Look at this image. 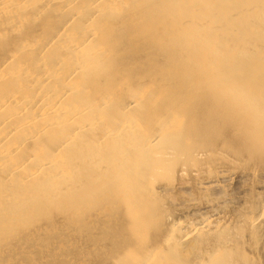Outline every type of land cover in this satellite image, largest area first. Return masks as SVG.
Instances as JSON below:
<instances>
[{"label":"bare ground","instance_id":"obj_1","mask_svg":"<svg viewBox=\"0 0 264 264\" xmlns=\"http://www.w3.org/2000/svg\"><path fill=\"white\" fill-rule=\"evenodd\" d=\"M255 160L264 0H0V236L13 242L19 217L123 181L135 195L101 249L115 264H264V199L243 216L234 202L248 181L264 196V170L234 171ZM29 228L23 245L35 236V256L50 253L49 230Z\"/></svg>","mask_w":264,"mask_h":264},{"label":"rangeland","instance_id":"obj_2","mask_svg":"<svg viewBox=\"0 0 264 264\" xmlns=\"http://www.w3.org/2000/svg\"><path fill=\"white\" fill-rule=\"evenodd\" d=\"M251 163V164H250ZM181 166V165H180ZM179 166V168L177 169V171H181L182 170V166L180 167ZM253 166V167H252ZM255 166V167H254ZM242 167V168H241ZM238 168V169H237ZM237 168H235L234 169V171H253V170H257V171H262V170H264V163H261V162H259V161H257V160H255L254 162L252 161V162H246L245 164L243 163V165L242 166H238ZM241 168V169H240ZM244 168H245V170H244ZM251 170H250V169ZM257 168V169H256ZM240 169V170H239ZM248 169V170H247ZM179 177V176H178ZM122 182V184H119V182H117L118 184H116V186L115 185H112L111 187L109 186V187H107L106 188V190H104V191H102L101 192V194H99L100 195V197H99V195L97 196L96 194H92V192L90 193V192H88L87 194H81L80 195V197L78 196H76L77 197V201H76V197H73L72 198V200H70L69 202H67V203H64V204H61V205H58V204H55V203H51V204H53V205H50V204H48V205H46L45 206V208H38V210L37 209H34V213H33V216H31V217H28V218H24V217H22L21 215V217H19L18 218V224H17V226H16V229L18 230V235H17V238L15 239L16 240V242H15V240H13V242H11V240L10 239H8V238H6V236L8 235V234H11L10 232H11V230L8 232H6V234H2V236H0V238H1V240H0V249L2 248V249H4L5 250V252L4 253H10L9 252V250H6L5 248H6V245H10L11 243L15 246V248L19 251V252H21V250L23 249V248H26L27 249V251H25V253H26V256H24V257H21V258H18V260H17V257L14 255V254H12V253H10V255H8L10 258H8V257H3L2 258V260L4 259H9V260H12V264H20V263H17L19 260H20V262L22 263V262H25V261H27V262H25V263H22V264H31V263H29L30 261H28L29 259H31L32 257H35V258H37V260H39V259H41L40 261H43V262H45L46 264H101L103 261L104 262H107V261H109L108 262V264H113L114 262H115V260H117V259H111L112 258V256H109V255H106L103 251H101V249H103V250H105L106 249V247L107 246H109L110 248L111 247H113L114 245L113 244H111V242L112 241H109L108 240V237L106 238L105 237V235H106V232H108L107 230L109 229L111 232L115 229V226L114 225H117L116 223L117 222H119V221H121L122 219H123V217L125 216V213H126V209L129 207V203H130V200H129V198H130V195L131 196H134L135 195V190H132V192H131V194H130V191L129 192H127L128 191V186L126 185V183L125 182H123V181H121ZM179 183H180V180H178V178H177V176L173 179V182H172V184H170V186H171V188H173V193H172V195L174 196V198H175V203L176 204H181V202L182 203H184L185 201H186V198H185V196L180 192V190H178L179 189ZM246 185V186H245ZM244 185V189H241V188H238V189H236L237 190V192L239 191V192H241V191H245L244 193H241L240 194V196H237L236 195V200H234V202H235V204L236 205H240L241 204V209H240V207L238 208V209H236L237 210V213H238V215L240 216V215H244V212H246L247 210H249L250 209V207L251 206H255V204L257 205V203H258V201H259V199L261 198V199H264V196H258V194L256 193L257 191L256 190H254L255 188H253L254 186V184L252 185V182L251 181H248L246 184ZM118 186H119V188H118ZM127 186V187H126ZM248 186V187H247ZM250 186V187H249ZM232 187H233V185H232ZM253 189H252V188ZM111 189H113V190H111ZM250 189V190H249ZM124 191L123 193H125V195H126V197H125V195H124V200H122L119 204L118 203H116L115 201H113L112 200V198H109V197H111V195H113L114 193H116V192H121V191ZM235 191V190H234ZM256 191V192H255ZM119 192V193H120ZM198 192V193H197ZM200 191H196V190H193V196L192 197H194L195 199H197L196 201L198 202V204H200V205H205V203L207 202V200H204L203 199V196L204 195H206V194H203V191L201 192V193H199ZM253 192V193H252ZM181 193V194H180ZM246 193V194H245ZM106 194H108V195H106ZM200 196H199V195ZM244 194V195H243ZM252 194V195H251ZM254 194V195H253ZM86 195V196H85ZM88 195V196H87ZM102 195V196H101ZM182 195V196H181ZM243 195V196H242ZM93 196V197H92ZM95 196H97V197H95ZM91 197H92V199H91ZM202 197V198H201ZM252 197H254V199L252 198ZM81 199V200H78V199ZM87 198H89L88 200H87ZM96 198V199H95ZM108 198H109V200H108ZM87 201H86V200ZM98 199V200H97ZM104 199V200H103ZM251 199V200H250ZM100 200V201H99ZM128 200V201H127ZM202 200V201H201ZM254 200V201H253ZM75 203H74V202ZM85 203H84V202ZM237 201V202H236ZM251 201H252V204H251ZM92 202V203H91ZM100 202V203H99ZM124 202V203H123ZM203 202V203H202ZM205 202V203H204ZM249 202H250V204H249ZM70 203V204H69ZM72 203V204H71ZM87 203H89V204H87ZM91 203V204H90ZM97 203V204H96ZM104 203V204H103ZM202 203V204H201ZM74 204V205H73ZM84 204H85V206H84ZM124 204H125V206H124ZM63 205V206H62ZM71 205V206H70ZM93 205H95V207L93 206ZM117 205V206H116ZM72 206H73V208H72ZM81 206V207H80ZM124 206V207H123ZM128 206V207H127ZM52 207H53V209H52ZM78 207H79V209H78ZM106 207H108L109 209H111V214H109V213H106V220H105V218L102 220H98L97 219V213L99 212V211H103L104 212V210H105V208ZM120 207V208H119ZM245 207V208H244ZM48 208V209H47ZM75 208V209H74ZM115 208H116V210H115ZM185 208V207H184ZM183 208V209H184ZM47 209V210H46ZM50 209V210H49ZM55 209V210H54ZM77 209V210H76ZM83 209H85V210H83ZM89 209H91V212H90V210ZM93 209V210H92ZM96 209V210H95ZM107 209V208H106ZM122 209V210H121ZM176 209H178V207H176ZM95 210V211H94ZM117 210H121L120 212L119 211H117ZM188 210V209H187ZM240 212H239V211ZM241 210H244V212L243 211H241ZM40 213H39V212ZM54 211V212H53ZM58 212L57 214H56V212ZM65 211V212H64ZM81 211V212H80ZM125 211V213H122V212H124ZM47 212V213H46ZM74 212V213H73ZM90 212V213H89ZM95 212V213H94ZM119 214H118V213ZM70 213V214H69ZM80 213V214H79ZM113 213V214H112ZM174 213L176 214V213H178V211L177 210H174ZM232 213H233V211H232ZM50 214H52V215H50ZM60 214V215H59ZM62 214V215H61ZM121 214V215H120ZM56 217H55V216ZM75 215H76V217L78 216V220H76V217H75ZM115 216L116 217V219L115 220H111L110 218L111 217H113V216ZM46 216V217H45ZM50 218H48V217ZM55 217V219H53L54 217ZM62 216V217H61ZM84 216V217H83ZM85 216H87V217H85ZM109 216H111V217H109ZM121 216H122V218H121ZM73 219H72V218ZM79 217H81V218H79ZM91 217V218H90ZM57 218V219H56ZM66 219V221H67V218H70V219H68L69 221H64L65 219ZM88 218V219H87ZM94 220H93V219ZM41 219V220H40ZM47 219H49V220H47ZM51 219H52V223L50 222L51 221ZM87 219V220H86ZM89 219H92V220H89ZM108 219V220H107ZM38 220V221H37ZM61 220H63V221H61ZM98 220V221H97ZM111 220V221H110ZM124 220V219H123ZM20 221V222H19ZM29 221V222H28ZM36 221V222H35ZM44 221H45V223H44ZM24 222V224H22ZM27 222V223H26ZM49 222V223H48ZM69 222H70V224L72 225V223L74 222V226L72 227V226H70V224H69ZM93 222V223H92ZM58 223V224H57ZM63 223V224H62ZM66 223V224H65ZM20 224H22V226L20 225ZM27 224V225H26ZM31 224V225H30ZM45 224V225H44ZM52 224V225H51ZM60 224V225H59ZM64 225V226H62V225ZM84 224H85V227H84ZM101 224H104L103 226L104 227H102V225ZM109 226H108V225ZM19 225V226H18ZM44 225V226H43ZM54 225V226H53ZM59 226V230L57 229L58 228V226ZM75 225H76V227H75ZM90 225H92V226H90ZM114 227H113V226ZM30 228H29V227ZM83 226V227H82ZM37 227H41L42 228V230H49V231H47V232H45V234H43V236H46L47 238V240L49 239V243H50V253H49V251L48 252H46L47 254H45V255H43V256H35L36 254H37V252L34 250V249H36L35 248V246L37 247V244H38V240H37V237H33V236H30V241L31 242H29L31 245H23L24 243H25V241H24V238L26 237L25 235H26V233L28 232V228L29 229H31V228H37ZM43 227H46L45 229L43 228ZM55 227V228H54ZM61 227H63V228H61ZM67 228V230L66 229H64V228ZM80 227V228H79ZM109 227V228H108ZM27 228V229H26ZM50 228H51V230H53V228H54V231L53 232H51L50 231ZM81 228L83 229V230H81ZM85 228H88V229H85ZM97 228H98V230H97ZM113 228V229H112ZM25 229V230H24ZM38 229V228H37ZM61 229V230H60ZM64 229V230H63ZM69 229V230H68ZM104 229H107V230H105V231H103ZM27 230V231H26ZM71 230V231H70ZM81 230V231H80ZM87 230V231H86ZM91 230H92V232H94V233H91ZM12 231H13V229H12ZM22 231V232H21ZM24 231V232H23ZM59 231H60V233L62 232V234H60L59 233ZM65 231H66V233H65ZM83 231V232H82ZM89 231H90V233H89ZM96 231H98V232H96ZM101 231V232H100ZM15 231H13V233H14ZM26 232V233H25ZM102 232H104V233H102ZM8 233V234H7ZM49 233V234H48ZM57 233H59V234H57ZM70 233H72V234H70ZM75 233V234H74ZM83 233V234H82ZM87 233H89V235L87 234ZM15 234H17V233H15ZM25 234V235H24ZM49 235V236H47V235ZM55 234V235H54ZM78 234H80V235H78ZM87 234V235H86ZM91 234V235H90ZM95 234V235H94ZM4 235V236H3ZM21 235V236H20ZM52 235V236H51ZM59 235H61V236H59ZM65 235V236H64ZM68 235V236H67ZM82 235L84 236V237H82ZM104 235V236H103ZM42 236V237H43ZM59 236V237H58ZM90 236H92V237H90ZM97 236V237H96ZM101 237V238H98V237ZM33 239H32V238ZM63 238V240H62V238ZM74 237V238H73ZM80 237V238H79ZM87 237V238H86ZM98 238V239H96V238ZM6 238V239H5ZM61 238V239H60ZM65 238H67L66 239V241L64 240ZM70 238V239H69ZM78 238V239H77ZM84 238H86V240L84 239ZM91 238V239H90ZM105 238V240L107 239L108 241H105V240H103ZM22 239H23V241H22ZM45 239V240H46ZM51 239V240H50ZM60 239V240H59ZM68 239L69 240H71V241H68ZM84 239V240H83ZM87 239H89V240H87ZM102 239V240H101ZM36 240V241H35ZM75 240V241H74ZM102 242H101V241ZM64 241V242H63ZM83 241V242H82ZM86 241V242H85ZM8 242V243H7ZM10 242V243H9ZM67 242V243H66ZM72 244H71V243ZM74 242V243H73ZM96 242H98V243H96ZM104 242H107V243H104ZM262 242H263V239H262ZM4 243V244H3ZM15 243V244H14ZM61 243H63V244H61ZM70 243V244H69ZM76 243V244H75ZM100 243H103L104 245H101ZM117 243V242H116ZM52 244V245H51ZM88 244V245H87ZM59 245H62L64 248H62L63 250H64V252H63V250H60V253H56V252H59V251H57L56 250V248H57V246H59ZM73 245V246H72ZM84 245H86V246H84ZM93 245H95V247L93 246ZM34 246V247H33ZM29 249H28V248ZM52 247V248H51ZM99 247V248H98ZM104 247V248H103ZM116 247V246H115ZM117 247H118V244H117ZM116 247V248H117ZM34 248V249H33ZM55 248V249H54ZM67 248V249H66ZM69 248V249H68ZM70 248H72L71 250H70ZM75 248V249H74ZM74 249V250H73ZM87 251H86V250ZM120 249V247L117 249V251ZM30 250V251H29ZM34 250V251H33ZM70 250V251H69ZM6 251H8V252H6ZM56 251V252H55ZM69 253H68V252ZM79 251V252H78ZM91 251V252H90ZM97 251V252H96ZM106 251V250H105ZM36 252V253H35ZM62 252V253H61ZM67 252V253H66ZM96 252V253H95ZM33 253V254H32ZM102 253V254H101ZM19 254V253H18ZM58 255V256H56V258L55 257H53L54 255ZM61 254V255H60ZM75 254V255H74ZM7 255V254H6ZM49 255V256H48ZM77 255V256H76ZM64 256V257H63ZM66 256V257H65ZM82 256V257H81ZM104 256V257H103ZM29 257V258H28ZM61 257H62V259H61ZM106 257H107V259H106ZM62 260V261H61ZM110 260L111 261H113V263L112 262H110ZM118 262V261H117ZM262 260L259 258V257H255L254 258V261H253V264H262ZM115 264V263H114Z\"/></svg>","mask_w":264,"mask_h":264}]
</instances>
